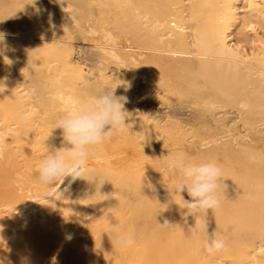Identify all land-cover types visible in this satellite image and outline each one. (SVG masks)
Here are the masks:
<instances>
[{
    "label": "bare ground",
    "instance_id": "bare-ground-1",
    "mask_svg": "<svg viewBox=\"0 0 264 264\" xmlns=\"http://www.w3.org/2000/svg\"><path fill=\"white\" fill-rule=\"evenodd\" d=\"M0 34V264H264V0H0ZM106 87L128 125L42 185L56 120ZM167 149L218 162L219 207L183 209Z\"/></svg>",
    "mask_w": 264,
    "mask_h": 264
},
{
    "label": "clouds",
    "instance_id": "clouds-1",
    "mask_svg": "<svg viewBox=\"0 0 264 264\" xmlns=\"http://www.w3.org/2000/svg\"><path fill=\"white\" fill-rule=\"evenodd\" d=\"M2 42L3 35L0 34V43ZM124 103L125 97H117L114 89L107 87L88 99L74 101L55 122L53 130H61L65 146L62 152L49 151L50 154L40 161V183L52 186L68 176L80 177L89 149L123 131V126L128 125L125 121L130 114L124 110ZM23 118L27 119V114ZM145 135L147 138V133ZM161 166L168 171L170 179L175 180L171 192L180 196L183 209L208 213L209 210L219 207L217 190L223 177L218 162L197 160L189 153L177 154L168 150V154L162 156ZM167 190L169 192L168 188ZM185 192L190 197L189 200L184 199L182 193ZM167 225L169 223L166 221L161 226ZM205 232L203 247L208 253L218 252L225 247V241L215 231L208 233L205 228ZM110 240L116 248L128 247L134 243L118 222H110Z\"/></svg>",
    "mask_w": 264,
    "mask_h": 264
},
{
    "label": "rangeland",
    "instance_id": "rangeland-1",
    "mask_svg": "<svg viewBox=\"0 0 264 264\" xmlns=\"http://www.w3.org/2000/svg\"><path fill=\"white\" fill-rule=\"evenodd\" d=\"M81 45H86V46H88V45H89V43H88V42H85L84 44H81Z\"/></svg>",
    "mask_w": 264,
    "mask_h": 264
}]
</instances>
